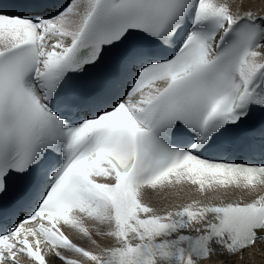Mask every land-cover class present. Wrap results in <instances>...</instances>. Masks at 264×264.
Returning <instances> with one entry per match:
<instances>
[{"label":"snow or ice","instance_id":"obj_1","mask_svg":"<svg viewBox=\"0 0 264 264\" xmlns=\"http://www.w3.org/2000/svg\"><path fill=\"white\" fill-rule=\"evenodd\" d=\"M251 2L0 8V264H231L264 242V161L204 155L264 114V14ZM112 56L126 86L71 91ZM186 186L204 199L147 202ZM238 193L255 195L228 199Z\"/></svg>","mask_w":264,"mask_h":264},{"label":"bare ground","instance_id":"obj_2","mask_svg":"<svg viewBox=\"0 0 264 264\" xmlns=\"http://www.w3.org/2000/svg\"><path fill=\"white\" fill-rule=\"evenodd\" d=\"M262 2H264V0ZM238 3H239V0H236V3L233 5V11L237 10ZM245 7L246 8L251 7V9L257 12L258 14H264V4L262 6L259 5L258 7V3L256 0H252L251 4L246 5ZM191 199H204V198H199L195 195H192L190 193V190L188 188H185L184 191L180 194V196L168 197L166 200H163V201H157L153 199L147 202L152 203L154 207H157L158 210H161L162 208H167L169 206H175L177 204L187 203ZM228 199L235 200V197L229 196ZM68 236L70 239L80 244L81 246L86 247L89 250H96L95 246L91 245L89 242L86 241L85 238L80 237L75 232L71 230L68 231ZM97 239H98V242H100L99 238ZM108 243H112L110 238H104V240L102 241V244H108ZM246 250L247 249H245V252L242 254L243 255L242 259H240V254H237L235 256L226 255L225 257H223V259L230 261L231 264H264V242L259 241L258 244L256 243L253 247H251L247 251ZM54 264H59V263L54 261ZM60 264H62L61 261H60ZM205 264H218V262L214 258L211 261H206Z\"/></svg>","mask_w":264,"mask_h":264},{"label":"rangeland","instance_id":"obj_3","mask_svg":"<svg viewBox=\"0 0 264 264\" xmlns=\"http://www.w3.org/2000/svg\"><path fill=\"white\" fill-rule=\"evenodd\" d=\"M258 243H259V241H257V244H258ZM250 248H251V247H250ZM250 248H249V249H250ZM244 252H245V251H243V253H244ZM261 260H262V259H261Z\"/></svg>","mask_w":264,"mask_h":264}]
</instances>
